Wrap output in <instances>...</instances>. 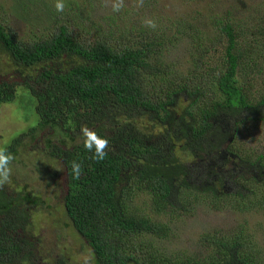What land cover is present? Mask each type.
I'll return each instance as SVG.
<instances>
[{
    "label": "trees",
    "instance_id": "obj_1",
    "mask_svg": "<svg viewBox=\"0 0 264 264\" xmlns=\"http://www.w3.org/2000/svg\"><path fill=\"white\" fill-rule=\"evenodd\" d=\"M65 3L62 13L52 4L59 24L37 40L0 19V106L19 101L38 116L5 148L16 157L26 137L54 132L44 136L42 154L63 169L66 223L91 247L95 264H264V247L245 222L204 233L199 252L186 256L169 244L165 220L199 204L264 211V16L252 24L214 13L190 33L139 29L114 12L104 29L88 8ZM180 37L191 39L185 70L164 59L163 47ZM82 125L108 139L103 161L84 148ZM225 145L231 167L247 168L233 172L232 190L218 164L216 179L193 184L192 172ZM73 160L82 162L78 180ZM44 205L27 185L0 189V264H38L32 208Z\"/></svg>",
    "mask_w": 264,
    "mask_h": 264
},
{
    "label": "rangeland",
    "instance_id": "obj_2",
    "mask_svg": "<svg viewBox=\"0 0 264 264\" xmlns=\"http://www.w3.org/2000/svg\"><path fill=\"white\" fill-rule=\"evenodd\" d=\"M49 1L0 0V19L12 24L22 37L37 40L49 34L59 24L51 11L52 4L55 3ZM76 1L80 7L90 10L88 13L90 18H95V21L91 19L93 23L99 22L104 29L108 26L107 23H112L106 18L114 13L111 7L112 0H86L90 5L84 4L85 0ZM124 3L125 7L120 12H116L119 17L118 22L124 24L133 22L139 29L145 27L143 24L145 18L154 19L157 27H171L175 30L177 26L197 28L200 22H208L214 13L221 15L231 12L237 23L251 21L252 24L264 16V0H144L143 7L137 6V0H124ZM81 25L83 26L82 23ZM77 27H75L76 34L85 33L83 29ZM190 33H194V30L190 29ZM190 40L187 37H180L177 42L164 46L165 61L175 69L185 70L189 65V52L192 48ZM198 51L195 48L192 52L198 54ZM213 61L215 62V57ZM183 105L184 102L181 100L177 108L182 110L180 107ZM25 109L19 101L3 103L0 106V147L8 146L15 137L27 132L31 126L38 123L34 105L31 112H26ZM179 109L176 111L180 112ZM40 133V138L36 141L26 137L20 153L11 164L12 175L8 183L18 189L27 185L35 194L42 196L45 202L44 206L37 207V211L32 208L35 222L32 233L37 240L36 255L39 261L37 263L83 264V257L90 255L92 264H95L91 247L66 223L67 218L64 215L61 198L63 169L48 164L45 155L42 154L45 148L44 136L54 132L45 130ZM254 140L257 142L256 138L252 139ZM55 172L58 175H50ZM204 178L203 180H208L210 176ZM193 181V184H199L195 178ZM142 199H139V203ZM165 220L170 221L172 227L169 244L172 249L187 253L186 256L193 255L195 251L199 252L204 233L216 228L232 229L244 222L249 232L253 231L256 240L264 247V211L240 212L233 209L217 211L207 205L199 204L189 215L174 218L165 216ZM167 246L165 242L164 250L168 252ZM179 256L185 257L182 253Z\"/></svg>",
    "mask_w": 264,
    "mask_h": 264
},
{
    "label": "clouds",
    "instance_id": "obj_3",
    "mask_svg": "<svg viewBox=\"0 0 264 264\" xmlns=\"http://www.w3.org/2000/svg\"><path fill=\"white\" fill-rule=\"evenodd\" d=\"M144 0H137V6L143 7ZM54 7L57 12H63L66 8L65 0H55ZM112 10L114 12H120L124 7V0H112L111 3ZM145 27L155 29L157 23L154 19L145 18L143 20ZM80 133L83 137L84 148L91 153V159L100 162L103 161L109 150V141L106 137L100 136L94 129L88 127L87 125H82ZM15 159L14 155L7 150L5 147H0V189L10 182L12 175L11 164ZM71 175L74 179H80L83 173L82 162L77 160L71 161ZM83 264H92V257H83Z\"/></svg>",
    "mask_w": 264,
    "mask_h": 264
},
{
    "label": "flooded vegetation",
    "instance_id": "obj_4",
    "mask_svg": "<svg viewBox=\"0 0 264 264\" xmlns=\"http://www.w3.org/2000/svg\"><path fill=\"white\" fill-rule=\"evenodd\" d=\"M227 145L222 147L220 152H217L218 158H216V160L209 159V161L206 164L207 167L201 166L199 170H194L192 172L193 178H195L198 181L197 183L199 184L203 183V179H205L204 177H207V176H210V178L212 179H216L217 175L213 174V168L216 164H218V171L221 174V177H223L224 183L228 185V186H225V188H228V189L233 188L234 186L233 172H236L238 174L244 173L247 168L239 167V170H235V168L231 167V165L234 167L236 166L234 163H231L228 158V155H231V154H229L227 150ZM226 164H228L229 166Z\"/></svg>",
    "mask_w": 264,
    "mask_h": 264
}]
</instances>
